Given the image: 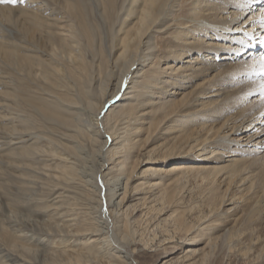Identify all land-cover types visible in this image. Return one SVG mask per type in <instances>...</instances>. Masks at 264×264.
I'll use <instances>...</instances> for the list:
<instances>
[{"label": "bare ground", "instance_id": "obj_1", "mask_svg": "<svg viewBox=\"0 0 264 264\" xmlns=\"http://www.w3.org/2000/svg\"><path fill=\"white\" fill-rule=\"evenodd\" d=\"M240 3L124 0L102 39L107 70L84 62L89 79L58 101L100 7L0 3V264H203L218 242L209 264H264V0ZM13 62L45 94L24 100L36 119L62 130L17 112ZM189 181L206 195L195 212Z\"/></svg>", "mask_w": 264, "mask_h": 264}, {"label": "rangeland", "instance_id": "obj_2", "mask_svg": "<svg viewBox=\"0 0 264 264\" xmlns=\"http://www.w3.org/2000/svg\"><path fill=\"white\" fill-rule=\"evenodd\" d=\"M124 0H112L111 2H109V0H94V2H95V4L96 5H98L100 8V15L103 17V19L105 20L104 22H103V26L101 25V26H99V28L98 27H96V30H94L93 31V33H92V37H93V39L94 40H90L89 41V44H91V47H90V45L86 42V40H81V43H80V47H79V53H80V56H81V61L79 62L80 64L79 65H77L78 63H76V66H77V68H75V69H73V70H71V72L70 71H68V72H70L71 73V75L69 76V80L70 81H72V82H70V84H67V83H64V84H60L59 86H57V85H54V87L52 88V90H54V92H55V95H54V97H55V100L56 99H64V97H65V100H68V96L66 97V95H65V92H67V91H69V90H72V89H77L78 90V88L79 89H81L80 88V85L82 84V82H81V79H89V77H78L77 75H78V72L80 71V74L79 75H84V74H86V72L83 70V68H82V65H83V63L85 62V64L86 65H88V71H87V73L88 74H91L92 76L95 74V73H98V72H100L101 74H104V72L107 70V69H105V68H107V67H105V66H107V63H108V55H107V51H106V49H105V47H104V45H103V43H102V39L106 36V35H108L110 32L109 31H111V28H112V24H113V19L111 18V17H113V15H117V11H118V8H120V3L122 4V2H123ZM185 0H181V2H184ZM113 2H115V4H116V7L117 8H115L113 11L112 10H110L111 8H110V6H111V4L110 3H113ZM94 4V3H93ZM110 4V5H109ZM118 5V6H117ZM93 7H94V5H92ZM93 7H91L90 8V6H87V15H90L91 17L93 16V15H95V11H92V10H94L93 9ZM184 7L186 8V10H185V12L187 11V7H188V5H184ZM91 9V10H90ZM93 12V13H92ZM115 12V13H114ZM111 16V17H110ZM106 23V24H105ZM107 25V26H106ZM103 28V29H102ZM106 28V29H105ZM104 35V36H103ZM163 41H164V39H162V38H157L156 40H155V43H157V45H158V47H161L162 46V44H163ZM100 43H102V44H100ZM93 44V45H92ZM85 45V46H84ZM99 49H98V48ZM92 49L94 50V53H92L93 51H92ZM97 49V51H95ZM83 50V51H82ZM100 51V52H99ZM103 51V52H102ZM84 54H83V53ZM100 53V55H99V53ZM97 53V54H96ZM103 54V57H102V54ZM83 54V55H82ZM95 56V57H93V56ZM99 55V56H98ZM89 57V58H88ZM100 58V59H99ZM102 58H104V59H102ZM99 59V60H98ZM96 61V62H95ZM102 61V62H101ZM96 63V64H95ZM104 63V67L102 66V64ZM90 64V65H89ZM97 65V66H96ZM101 65V66H100ZM96 66V67H95ZM100 66V67H99ZM12 67H13V74H14V76H15V84H17L16 85V89H17V93L16 92H14L13 93V96H12V98H14V100H16L17 99V103L18 104H20L19 106H18V108H17V112L19 111V113L20 114H22L23 116H31V119H32V117H33V121H35L34 122V125H35V127L36 128H38L40 131H43V130H47V133L48 132H53V133H56V131L58 132V131H60V129L62 130L63 129V125H61V124H57V123H53V122H44L43 120H41V119H36V115L34 116V112L32 111V107L33 106H29V104L28 103H25V101L24 100H26L25 98H26V96H28V95H31V96H37V95H43L44 97H45V94H43V92H42V90L40 89V88H38V87H33V85L32 86H30L31 84L30 83H27L28 81V78L27 77H25L24 75H23V73H22V71H20V69H21V67L20 66H18L15 62H13L12 63ZM82 68V71H81V68ZM99 67V68H98ZM68 68V67H67ZM101 68H102V70H101ZM79 69V70H78ZM104 69V70H103ZM93 70V71H92ZM95 70V71H94ZM97 70V71H96ZM18 72V73H17ZM103 72V73H102ZM16 74V75H15ZM22 74V75H21ZM19 75V76H18ZM76 77V78H75ZM79 78V80H78V78ZM75 79V80H74ZM77 79V80H76ZM17 82V83H16ZM72 83H74V85L72 84ZM14 84V85H15ZM23 86H22V85ZM27 85V87L25 86V85ZM76 85V86H75ZM19 88H18V87ZM58 88H60L59 90H55L54 88H56V87ZM69 86V87H68ZM30 87V88H29ZM64 87V88H63ZM56 88V89H57ZM22 89H24V90H22ZM39 89V90H38ZM20 90V91H19ZM22 90V91H21ZM29 90V91H28ZM32 90V91H31ZM50 90H51V88H50ZM60 90H62V91H60ZM76 90V91H77ZM58 91V92H57ZM23 92V93H22ZM58 93V94H57ZM22 94H24V95H22ZM60 94V95H59ZM14 95H15V97H14ZM59 95V96H58ZM67 98V99H66ZM21 100V101H20ZM23 101V102H22ZM56 101H58V100H56ZM28 104V105H27ZM35 106H37V105H35ZM25 107H26V109H25ZM27 111V112H26ZM63 116V115H62ZM36 120H39L38 122H36ZM69 120H71V121H69L67 124H64V125H68V127H70V126H72V127H70V129H76V125L74 124V121H72L73 120V116L72 115H70V119ZM41 122V123H40ZM43 122V123H42ZM73 122V123H72ZM49 123H51V124H49ZM44 124H45V126H47V128L44 126ZM55 125V127L54 128H52L53 126ZM57 125V126H56ZM51 127V128H50ZM58 128V129H57ZM50 129H52L51 131H50ZM55 129V130H54ZM82 132L81 133H79L78 135H80V137H78L81 141L83 140V139H85L86 138V135L85 134H83V136H82ZM77 136V135H76ZM148 143H151L152 145H154V144H156V141H154V135H152L150 138H149V141L147 142V141H145V143L143 144V145H145L146 146V144H148ZM150 158H155V156H154V154H152V155H150L149 156ZM146 167V166H145ZM190 183L188 184V186L184 189V201H185V203H187V204H191V205H194V210L192 211V212H195V211H197V209H199L200 207L203 209V201L206 199V198H204L206 195H203V190L201 189V188H199V187H197V185H196V183H193V182H191V181H189ZM200 191H202L201 193H200ZM212 198V197H211ZM201 200V201H200ZM210 200V199H209ZM200 205V206H199ZM192 215L193 214H188V215H186V217H187V219L189 220V219H191L190 218V216L192 217ZM193 220V219H192ZM168 223V222H167ZM142 225V227H144L143 225L144 224H141ZM170 226H171V223H168V224H166L165 226H163V225H161L160 227H162L163 229H170ZM136 227H137V229L139 228V227H141L140 225L138 226V225H136ZM142 227L141 228H139V231L140 230H142V232H143V238L145 239V241L150 245V243H152L153 242V240H152V238H153V234H152V232H149V231H146L145 229L143 230L142 229ZM169 231H171V230H169ZM163 233V234H162ZM155 234H156V236L157 237H163V236H168V233H166V235H165V233L164 232H162V230H160L159 228L157 229V230H155ZM171 234V236L173 237V238H179V233L178 232H176V233H170ZM173 234V235H172ZM220 243L218 242L217 243V246L215 247V249H212V251H210V254L208 255V257H207V261H205L203 264H209V263H211L217 256H220L221 254H222V250L221 249H219L220 247ZM213 252V253H212ZM221 253V254H220ZM214 257V258H213ZM150 259V258H149ZM151 259L152 260H154L155 259V255L153 254V255H151ZM236 264H246V263H243V262H239V261H237L236 262ZM248 264V263H247Z\"/></svg>", "mask_w": 264, "mask_h": 264}, {"label": "snow or ice", "instance_id": "obj_3", "mask_svg": "<svg viewBox=\"0 0 264 264\" xmlns=\"http://www.w3.org/2000/svg\"><path fill=\"white\" fill-rule=\"evenodd\" d=\"M27 0H0V3H6L15 6L16 4H24ZM248 0H241L240 4L235 5L236 7H243L247 5ZM262 20H264V14H262ZM264 26V25H262ZM264 43V41H262ZM254 63H258L260 66L259 72L256 73L257 76L261 78L259 84V97L260 102L264 105V56H261L258 61H254ZM254 94V93H250ZM261 115L264 116V112H261Z\"/></svg>", "mask_w": 264, "mask_h": 264}]
</instances>
